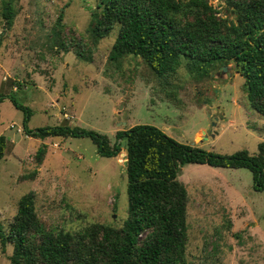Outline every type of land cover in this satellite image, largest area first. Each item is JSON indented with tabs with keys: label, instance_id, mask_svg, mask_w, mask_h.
<instances>
[{
	"label": "rangeland",
	"instance_id": "rangeland-1",
	"mask_svg": "<svg viewBox=\"0 0 264 264\" xmlns=\"http://www.w3.org/2000/svg\"><path fill=\"white\" fill-rule=\"evenodd\" d=\"M98 1L0 0V94L10 96L0 103V135L7 138L0 222L7 229L29 192L48 229L121 227L128 216L125 140L117 156L106 157L89 137H31L27 111L13 100L29 109V128L68 122L106 134L112 144L118 131L137 124L221 154H255L264 141V116L252 108L234 62L208 75L184 63L162 77L141 56L111 59L119 26L95 42L91 10ZM209 2L222 18L235 19L224 1ZM179 179L189 194L188 261L264 264V190L254 188L251 170L187 164ZM11 253L0 243V264H10Z\"/></svg>",
	"mask_w": 264,
	"mask_h": 264
},
{
	"label": "trees",
	"instance_id": "trees-1",
	"mask_svg": "<svg viewBox=\"0 0 264 264\" xmlns=\"http://www.w3.org/2000/svg\"><path fill=\"white\" fill-rule=\"evenodd\" d=\"M235 19H224L209 0H99L91 10L95 42L117 26L111 59L132 54L143 57L162 77L187 63L191 72L208 75L213 68L234 62L245 79L252 108L264 116V0H222ZM60 15L58 24H61ZM79 55L82 53L78 52ZM10 96L0 94V103ZM35 138L89 137L100 155L117 156L126 142L128 216L121 227L92 223L76 232L48 229L39 219L35 195L21 197L7 229L0 222V243L12 246L10 264H191L187 258L188 201L179 176L187 164L247 168L253 186L264 190V141L258 152L221 154L179 142L161 128L137 124L117 132L116 141L97 130L71 126L29 128ZM7 138L0 135V163ZM46 144L37 153L42 163Z\"/></svg>",
	"mask_w": 264,
	"mask_h": 264
},
{
	"label": "water",
	"instance_id": "water-1",
	"mask_svg": "<svg viewBox=\"0 0 264 264\" xmlns=\"http://www.w3.org/2000/svg\"><path fill=\"white\" fill-rule=\"evenodd\" d=\"M5 27H6V26H5ZM5 27H4V28H5ZM3 33H4V32H3ZM223 71H224V72L227 71V66H224V67H223Z\"/></svg>",
	"mask_w": 264,
	"mask_h": 264
}]
</instances>
